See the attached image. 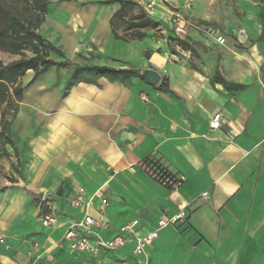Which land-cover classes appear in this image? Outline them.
I'll use <instances>...</instances> for the list:
<instances>
[{
  "label": "crops",
  "instance_id": "0c3cea01",
  "mask_svg": "<svg viewBox=\"0 0 264 264\" xmlns=\"http://www.w3.org/2000/svg\"><path fill=\"white\" fill-rule=\"evenodd\" d=\"M80 1L88 2L49 0L46 13L56 3L69 15L70 37L74 23L82 25L85 43L102 57L95 65L150 68L160 79L154 86L132 75L86 73L87 80L63 95L64 83L38 80L22 89L11 137L18 178L0 190V264H264V25L258 6L240 8L237 22L221 24L224 44L197 36L192 27L200 30L195 22L207 17H194L177 34L190 48L174 52L165 38L146 39L149 29L142 39L115 38L109 22L118 3ZM46 16L45 23L65 29ZM116 20L118 35L129 37ZM216 76L243 87L227 89ZM161 79L167 91L157 88ZM214 116L217 128L209 126ZM157 167L171 180L156 174ZM78 187L109 201L107 226L98 230L104 238L131 219L144 232L160 217L180 209L183 215L142 253H133L132 242L96 256L78 253L61 241L81 215L68 205ZM205 190L207 199L200 197ZM46 212L55 221L43 227ZM28 250L39 257L31 261Z\"/></svg>",
  "mask_w": 264,
  "mask_h": 264
},
{
  "label": "rangeland",
  "instance_id": "374dc122",
  "mask_svg": "<svg viewBox=\"0 0 264 264\" xmlns=\"http://www.w3.org/2000/svg\"><path fill=\"white\" fill-rule=\"evenodd\" d=\"M69 1V0H65ZM78 7L85 6L88 1L72 0ZM148 13L155 19H159L166 23L167 29L161 30H150L147 32L146 39L153 38H165L168 43V49L180 50L181 47L178 45L175 36L184 31L186 26H191L192 19L195 17L205 18V23L199 25L204 27L211 25L218 32L219 28H222L221 24L230 23L236 21L237 17L243 16L240 8L252 10L257 4L251 0H140ZM59 5V3H57ZM189 4V6H185ZM53 4V8L49 10L48 20L58 22L65 29L55 28L45 20L39 25L37 31L43 35V37L52 45H55L62 50V54H58L54 50L49 51V57L56 61L69 60L67 65H56L51 68L52 73H24L17 79L15 85H19L23 90H28L31 85L35 84L38 80L44 81L47 85H58L63 84L64 89L68 90L70 86H73L75 82H84L89 77L86 73L72 76L71 73H56L60 69L71 70L75 65H94L100 64L102 57L86 42V33L82 28V25L76 26L74 23L73 37L68 36L69 29L67 28L69 15L64 11L58 10ZM239 11V12H238ZM35 11L32 7V0H0V26L4 25L10 16H16L24 24H29V20H32ZM134 14V10L127 8L125 10L122 19H117V24H125ZM6 15V16H5ZM45 15V16H46ZM46 16V17H47ZM79 17V16H78ZM211 19V21L209 20ZM212 19L216 21L212 22ZM87 20V19H86ZM53 28H50L49 26ZM67 28V29H66ZM79 28V29H78ZM223 29V28H222ZM192 30L196 32V35L200 38H206V33L201 28ZM177 32V33H176ZM58 38V39H57ZM83 44L84 46H81ZM78 48V49H77ZM90 48V49H89ZM26 56H31L32 51L30 49L24 50ZM18 55L12 53L6 47L0 48V62L3 65H7L10 61L17 58ZM5 81L0 83V98L9 99L5 102H0V190H2L10 180L17 179L18 175L15 170L17 166V157L13 149L7 142L6 133L10 131L12 137V122L16 115L18 104L16 102L17 97L12 95V88ZM5 150L9 151L10 156L5 155Z\"/></svg>",
  "mask_w": 264,
  "mask_h": 264
},
{
  "label": "trees",
  "instance_id": "16d2710c",
  "mask_svg": "<svg viewBox=\"0 0 264 264\" xmlns=\"http://www.w3.org/2000/svg\"><path fill=\"white\" fill-rule=\"evenodd\" d=\"M255 2L258 6L257 18L259 22L264 25V0H251ZM95 3L102 5H111L114 3L119 4V8L112 14L110 19L111 31L114 37L117 39L128 40V39H142L146 33L144 29H162L163 25L161 21L155 20L147 11L143 3L138 0H97ZM49 0H32V7L35 11L32 20H29V24H24L16 16H10L7 22L0 26V48L6 47L12 53L18 55L17 58L10 61L7 65H3L0 62V83L5 81L9 86H14L12 88V95L16 96V102L21 99L22 88L19 85H15L17 79L24 74L28 69L34 71L38 74L41 70H45L51 66L56 65H67L69 60L56 61L49 57V51L54 50L58 54H62V50L58 47L49 43L41 33H39V25L44 22L45 14L47 11V5ZM127 8L133 9L134 14L127 20L123 26L124 33H129V37H124L123 35H118L114 27V20L122 19ZM6 16V15H5ZM205 21H196V25H202ZM178 45L182 49L190 48L184 38L175 36ZM233 41V40H232ZM30 49L32 51L31 56H26L24 50ZM83 73L93 74V75H105L112 78L117 76H127L132 75L140 78L142 81L147 82L144 76L141 74V69L130 68H114L107 65H84L75 66L72 71V76H77ZM216 82H219L226 86L230 90H239L243 87L240 84H229L219 77L214 78ZM155 86V85H154ZM157 88L163 91H167L166 79H161ZM9 99L0 98V102L8 101ZM6 139L10 147L13 149L14 153L17 154L16 148L13 144L10 131L6 133ZM5 155L10 156L9 151L5 150ZM19 160H17V166L15 170L18 172ZM156 174H160L162 178L169 177L170 175L157 167ZM159 177V179H162ZM13 182V179L10 180Z\"/></svg>",
  "mask_w": 264,
  "mask_h": 264
},
{
  "label": "built area",
  "instance_id": "2783aa9c",
  "mask_svg": "<svg viewBox=\"0 0 264 264\" xmlns=\"http://www.w3.org/2000/svg\"><path fill=\"white\" fill-rule=\"evenodd\" d=\"M185 6L187 7L189 4ZM201 28L209 37L214 39L216 43H225V37L219 34L211 25H206ZM219 125V117H212L209 126L211 128H217ZM200 197L204 199L209 198V190L203 191ZM68 205L71 208L80 209L81 215L64 231L61 241L75 252L90 254L92 256L98 255L101 251H117L128 242L133 243V253H142L157 237L158 231L161 228L168 224H175L183 215L182 209H180L172 216L160 217L153 229L144 232H142L140 228H137L138 220L131 219L121 224L113 236L104 238L99 234L98 230L99 228H106L107 226L105 221V212L109 206L107 198L98 195L96 192L89 193L84 187H78L75 195L69 198ZM91 209L97 213L96 217L91 214ZM39 220L43 227H47L55 221V217L53 214L46 212L40 216ZM0 242H4L2 236H0ZM32 248H38V242H33ZM27 256L30 257L31 261L39 257V255H34L32 250L27 251ZM27 264L33 263L29 262Z\"/></svg>",
  "mask_w": 264,
  "mask_h": 264
},
{
  "label": "water",
  "instance_id": "95a60500",
  "mask_svg": "<svg viewBox=\"0 0 264 264\" xmlns=\"http://www.w3.org/2000/svg\"><path fill=\"white\" fill-rule=\"evenodd\" d=\"M141 74L150 85H156L160 79L159 73L150 68L141 69Z\"/></svg>",
  "mask_w": 264,
  "mask_h": 264
}]
</instances>
